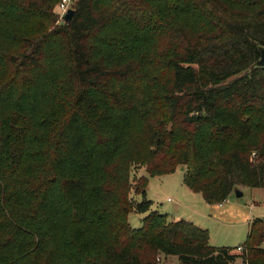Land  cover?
I'll list each match as a JSON object with an SVG mask.
<instances>
[{"label": "trees", "instance_id": "1", "mask_svg": "<svg viewBox=\"0 0 264 264\" xmlns=\"http://www.w3.org/2000/svg\"><path fill=\"white\" fill-rule=\"evenodd\" d=\"M59 1L0 0V264H264V219L212 246L130 173L264 189V0Z\"/></svg>", "mask_w": 264, "mask_h": 264}, {"label": "rangeland", "instance_id": "2", "mask_svg": "<svg viewBox=\"0 0 264 264\" xmlns=\"http://www.w3.org/2000/svg\"><path fill=\"white\" fill-rule=\"evenodd\" d=\"M58 4L52 11L55 24L62 22ZM184 172L183 167H178L172 174L149 176L145 167L133 165L130 173L133 187L141 176L148 178L147 198L153 201L152 211L166 215L168 221L184 219L208 230L212 246L235 250L243 246L251 222L256 218L264 219V189L242 187L241 197H236L234 192L222 205L209 204L201 194L188 189L183 182ZM131 196L134 201L141 200L133 191ZM146 215L132 211L128 217L131 228L141 227ZM157 260L159 264H181L176 256L159 255ZM233 264L243 262L238 259Z\"/></svg>", "mask_w": 264, "mask_h": 264}, {"label": "water", "instance_id": "3", "mask_svg": "<svg viewBox=\"0 0 264 264\" xmlns=\"http://www.w3.org/2000/svg\"><path fill=\"white\" fill-rule=\"evenodd\" d=\"M75 10L73 8H70L66 14L63 17V20L65 23H70L73 15H74ZM255 66L257 67H264V47L260 48V58L258 61L255 63ZM235 195L236 197H241L243 195V192L239 189L235 190ZM165 264V263H163Z\"/></svg>", "mask_w": 264, "mask_h": 264}, {"label": "built area", "instance_id": "4", "mask_svg": "<svg viewBox=\"0 0 264 264\" xmlns=\"http://www.w3.org/2000/svg\"><path fill=\"white\" fill-rule=\"evenodd\" d=\"M75 0H60L58 7H59V15L60 18L63 20L64 15L66 14V12L72 8L73 4H74ZM243 248L242 247H238V251H241Z\"/></svg>", "mask_w": 264, "mask_h": 264}, {"label": "crops", "instance_id": "5", "mask_svg": "<svg viewBox=\"0 0 264 264\" xmlns=\"http://www.w3.org/2000/svg\"><path fill=\"white\" fill-rule=\"evenodd\" d=\"M229 201V200H228ZM228 201H226V202H228ZM223 204V203H222ZM222 204H220V205H222ZM176 221H178V220H176Z\"/></svg>", "mask_w": 264, "mask_h": 264}]
</instances>
